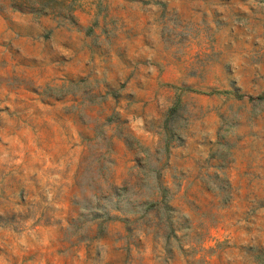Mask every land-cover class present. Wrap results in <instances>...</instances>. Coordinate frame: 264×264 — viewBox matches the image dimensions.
<instances>
[{
  "label": "rangeland",
  "instance_id": "rangeland-1",
  "mask_svg": "<svg viewBox=\"0 0 264 264\" xmlns=\"http://www.w3.org/2000/svg\"><path fill=\"white\" fill-rule=\"evenodd\" d=\"M26 7L0 0V264H264V0Z\"/></svg>",
  "mask_w": 264,
  "mask_h": 264
},
{
  "label": "trees",
  "instance_id": "trees-1",
  "mask_svg": "<svg viewBox=\"0 0 264 264\" xmlns=\"http://www.w3.org/2000/svg\"><path fill=\"white\" fill-rule=\"evenodd\" d=\"M54 0H13V4L19 5V6H27L31 11H37V12H45V4L46 2H51ZM27 9V10H28Z\"/></svg>",
  "mask_w": 264,
  "mask_h": 264
}]
</instances>
